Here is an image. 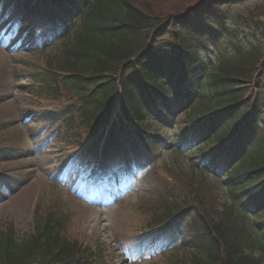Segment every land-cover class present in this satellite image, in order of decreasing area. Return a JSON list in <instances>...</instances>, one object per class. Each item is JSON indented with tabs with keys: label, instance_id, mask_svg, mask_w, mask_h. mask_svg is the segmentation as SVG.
<instances>
[{
	"label": "trees",
	"instance_id": "trees-1",
	"mask_svg": "<svg viewBox=\"0 0 264 264\" xmlns=\"http://www.w3.org/2000/svg\"><path fill=\"white\" fill-rule=\"evenodd\" d=\"M18 27L11 46L32 50L62 38L54 51L45 44L44 68L28 74L53 106L36 117L70 147L67 161L82 159L90 177L112 173L117 162L134 166L160 145L173 154L189 149L194 167L225 188L232 223L184 199L154 221L187 214L179 248L195 252L192 264H260L247 261L238 240L249 237L264 252V2L0 0V34ZM172 125L176 144L151 130ZM62 232L48 220L20 239L0 231V264L102 261Z\"/></svg>",
	"mask_w": 264,
	"mask_h": 264
},
{
	"label": "rangeland",
	"instance_id": "rangeland-1",
	"mask_svg": "<svg viewBox=\"0 0 264 264\" xmlns=\"http://www.w3.org/2000/svg\"><path fill=\"white\" fill-rule=\"evenodd\" d=\"M15 8L11 18L18 13ZM17 33L0 35V231L10 229L20 239L34 223L48 220L69 239L97 251L102 256L99 264H192L195 252L179 248L187 244V214L164 223L154 220L158 213L174 209L184 199L229 225L233 219L222 184L194 167L193 154L185 153L189 149L173 154L167 144L156 147L154 156L141 159L139 168L128 166L130 175L116 164L108 177L111 180L82 176L85 174L74 162H67L70 147L60 134L57 136L52 123L44 129L46 120L36 117L41 108L53 106L46 95L39 94V85L28 74L44 68L45 44L49 45L47 50L54 51L60 48L62 38L40 42L38 48L28 50L11 46ZM33 50V54L28 53ZM204 56L207 64L216 59L214 53ZM262 116L263 122L264 112ZM183 120L175 117L176 122ZM148 122L152 128L156 124L154 119ZM173 126L165 131L151 130L164 133L176 144L178 126ZM83 164L82 159L76 163ZM113 174L119 177L116 182ZM110 182L114 183L111 191L100 189ZM98 191L111 197L97 200ZM93 203L107 204L113 222L93 220ZM251 241L239 235L240 252L247 254V261L264 264V252Z\"/></svg>",
	"mask_w": 264,
	"mask_h": 264
},
{
	"label": "bare ground",
	"instance_id": "bare-ground-1",
	"mask_svg": "<svg viewBox=\"0 0 264 264\" xmlns=\"http://www.w3.org/2000/svg\"><path fill=\"white\" fill-rule=\"evenodd\" d=\"M98 206H101V205H98ZM105 211H102L101 210H94L91 212V218L94 220L96 217L99 218V219H102L103 221L106 220V221H110V222H113V220L111 219V213H110V207L109 206H105L104 208Z\"/></svg>",
	"mask_w": 264,
	"mask_h": 264
}]
</instances>
